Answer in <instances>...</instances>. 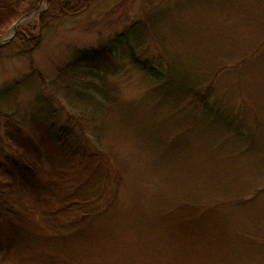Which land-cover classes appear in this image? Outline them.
<instances>
[{
  "label": "rangeland",
  "instance_id": "rangeland-1",
  "mask_svg": "<svg viewBox=\"0 0 264 264\" xmlns=\"http://www.w3.org/2000/svg\"><path fill=\"white\" fill-rule=\"evenodd\" d=\"M49 1L41 0L34 9L28 10L32 0H0V47L13 40L15 36L7 42L19 27L41 18L50 7ZM166 1L98 0L78 16L47 22L39 46L31 53L25 51L28 53L0 61V106L3 110L11 107L17 116H24L41 104L38 98L42 95L51 98L53 90L49 84H60L55 80L58 66L81 50L102 47L103 43L109 47L113 41L118 49L116 58L112 59L109 54L105 58L109 69H116L117 74L111 76L108 83L117 87L121 104L131 111L121 113L124 121L121 125L108 124L107 140H104L110 154H117L118 165H125L124 169L128 170L116 209L109 213L105 222L100 220L94 229L72 237L56 229V224L44 214L53 205L54 208L57 206L60 197L58 186H53L50 180H61L67 172L77 179L76 170L72 169L78 160L60 154L49 142L40 123L30 132L0 121V264H61L49 259L51 255L69 264H264V242L250 239L241 242L236 249L223 241L221 244L209 243L203 235L199 237L197 232L202 230L196 224L191 226L194 229L190 227L185 231L187 224L181 223L178 216L172 220L176 228L168 229L170 240L165 241L157 234L158 223L148 229L145 225L148 222L140 225L136 219L141 212L152 221L153 207L158 204L152 195H145L141 189L145 179L157 177L144 166L158 151L141 140L152 133L169 139L183 131L177 124L181 119L169 115L163 103L152 105L145 95V77L140 70L128 65L125 48L117 46L115 35L129 22L140 19L146 23V17H153L151 23L157 38L161 37L163 51L190 69H193L192 64L201 62L205 65L199 67H211L227 59V62L237 61L242 55L253 52L264 38V0ZM144 48L147 46H142ZM148 50L149 55L158 52L164 55L153 41L148 42ZM253 53L255 55L242 68L227 69L213 77L216 88L228 87L237 97L241 92L245 93L244 99L236 102L251 106L248 115L254 117L252 122L255 113H264V46ZM37 73L44 78L46 88L40 86ZM239 77L240 83L236 81ZM56 100L69 111L64 99L56 95ZM56 100H52L54 105H58ZM147 102L151 103V108ZM127 103L132 105L127 107ZM196 136L195 139L187 138L184 154L192 150L198 154L197 147L203 135ZM202 141L203 144L204 138ZM239 161L235 164L237 171L234 174L227 171L229 161L222 162L213 173L187 170L179 177L188 198L206 200L210 205L222 197L229 200L224 190L230 188L231 193H237L246 186L244 183L256 179L255 167L239 165ZM84 162L85 183L76 194L83 193L88 186L99 188L102 180H106L104 172L112 171L108 163L97 160L94 151H90ZM194 167L203 168L204 164L200 162ZM67 200L68 197L62 198L58 205L62 206ZM239 212L233 223L237 220L241 225V217L247 215H239ZM202 220L205 227L212 228L209 222L212 219Z\"/></svg>",
  "mask_w": 264,
  "mask_h": 264
},
{
  "label": "trees",
  "instance_id": "trees-1",
  "mask_svg": "<svg viewBox=\"0 0 264 264\" xmlns=\"http://www.w3.org/2000/svg\"><path fill=\"white\" fill-rule=\"evenodd\" d=\"M40 1L32 0L28 10L34 9ZM96 1L98 0H50V7L41 18L30 25L19 27L13 40L0 47V61L6 57L28 53L25 51L31 53L39 46L41 32L47 22L59 17L78 16ZM146 19V23L140 19L127 23L122 32L115 35L116 44L125 48L128 65L140 70L145 77V95H148L152 105L163 103L168 108L169 115H177L181 119L177 124L181 125L180 130L183 132L173 134L169 139L152 133L149 138L141 140L142 143L153 145L158 151L157 154L154 153L155 158L144 166L157 174V177L151 176L141 183L144 194L152 195L158 204L153 207L155 216L152 221L139 211L136 219L140 225L148 222L145 224L148 229L158 223L157 234L163 236L165 241L170 240L168 229L176 228L172 220L178 216L181 223L187 224L185 231L196 224L202 230L197 232L199 237L203 235V239H208L209 243L221 244L223 241L236 249L241 246V242L250 239L264 242V121L261 119L264 113H255V121L252 122L254 117L248 115L252 111L251 106L236 102L244 99L245 93L233 96L228 87L216 88L213 82V77L222 71L242 68L255 55L253 52L256 48L259 50L264 46V38L253 52L242 55L237 61L227 62V59L211 67H199L205 65L201 62L192 64L193 69H190L163 51L164 46L159 41L161 37L157 38L155 26L151 23L153 17ZM150 41L163 51V56L159 52L149 55ZM101 45L102 47L81 50L64 65L58 66L55 69V80L60 81V84L51 82V98L46 95L38 98L41 104L29 115L25 113L24 116H17L11 107L3 110L0 104V121L13 123L30 132L40 123L49 142L60 154L78 160L72 169L76 170L77 179L67 172V176L61 180H50L53 186H58L60 197L57 198V206L54 208L53 205L44 214L56 224V229L71 237L85 230L89 232L98 226L100 220L105 222L108 219L109 213L116 209L115 204L122 192L120 188L127 180L128 170L124 169L125 165L119 166L116 162L117 154H110L104 145L108 124L121 125L124 122L121 113L127 109L121 104V94L117 87L113 88L108 83V79L117 74V71L109 69L105 57L109 54L115 60L118 49L113 41L109 47L105 43ZM142 46L147 48L143 50ZM36 78L43 87L44 78L39 73ZM236 81L240 83L242 79L239 77ZM248 93L250 91L247 88L246 94ZM56 95L67 102L69 111L56 100ZM54 99L58 105L52 103ZM150 102L146 104L149 103L151 108ZM131 105L132 103H127V107ZM130 112L127 110V114ZM190 132L203 135L204 143L202 144L201 138L197 147L198 154L194 150L184 154L187 138L197 137ZM90 151L95 152L97 160L108 163L112 171L104 172L106 180H102L99 188L88 186L83 193L76 194L80 186L82 189L84 187V160L90 155ZM197 158L200 160H196ZM238 160L239 165L255 167L256 179L244 183L246 186L237 193H231L230 188L224 190L230 197L229 200L222 197L210 205L206 200L192 201L188 198L179 176L189 169L213 173L221 167L222 162L228 161L227 171L234 174ZM200 162L204 164L203 168L194 167ZM65 197L69 201L59 206V201ZM238 211L239 215H247L241 217V225L237 220L233 223ZM202 218L212 219L209 222L213 229L205 227ZM49 259L55 263L69 264L67 261L60 262L53 255Z\"/></svg>",
  "mask_w": 264,
  "mask_h": 264
},
{
  "label": "water",
  "instance_id": "water-1",
  "mask_svg": "<svg viewBox=\"0 0 264 264\" xmlns=\"http://www.w3.org/2000/svg\"><path fill=\"white\" fill-rule=\"evenodd\" d=\"M14 30H15V27H14ZM14 34H15V32H14ZM11 38H12V37L8 38L7 41H9Z\"/></svg>",
  "mask_w": 264,
  "mask_h": 264
}]
</instances>
